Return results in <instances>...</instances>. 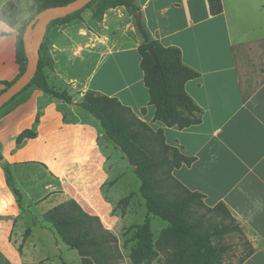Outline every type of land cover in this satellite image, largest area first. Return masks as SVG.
Wrapping results in <instances>:
<instances>
[{"label":"crops","instance_id":"obj_1","mask_svg":"<svg viewBox=\"0 0 264 264\" xmlns=\"http://www.w3.org/2000/svg\"><path fill=\"white\" fill-rule=\"evenodd\" d=\"M8 1L0 0V9ZM221 1L223 11L215 16L208 0L137 2L150 36L179 48L183 62L200 74L186 84L202 110L199 125L181 130H188V141L171 142L169 133L178 128L154 121L140 67L142 37L126 7L107 9L98 25L88 9L81 21L54 28L49 52L75 102L89 91L115 97L153 130L162 129L169 145L195 157L174 176L204 194L208 207L226 205L250 243L251 254L241 264H264V0ZM18 3L28 12L21 14L23 22L31 0ZM0 25L1 94L3 83L19 74V29L1 20ZM27 96L0 115V264H53L50 259L59 258L66 245L43 215L68 200L105 222L113 210V186L106 189L109 199L103 186L114 175L113 158L123 161L111 143L102 139L100 145L94 120L76 104L52 100L40 90ZM39 112L36 138L19 146L16 138L33 129ZM40 230L50 235L36 234Z\"/></svg>","mask_w":264,"mask_h":264},{"label":"trees","instance_id":"obj_2","mask_svg":"<svg viewBox=\"0 0 264 264\" xmlns=\"http://www.w3.org/2000/svg\"><path fill=\"white\" fill-rule=\"evenodd\" d=\"M73 1L75 0H31L30 16L23 22H20L22 9L18 0H9L0 9V20L12 28L19 29L17 34L19 74L14 81L3 83L5 89L2 93L26 71L27 58L23 37L29 22L46 9L65 6ZM137 2L138 0H93L84 9L52 21L40 48L39 67L35 77L21 93L0 110V115L25 101L27 94L32 90H40L50 99L70 106L76 104L80 112L94 120L100 132V145L104 139L119 150L122 159L127 161L139 182V193L145 202L147 212L143 222L132 227L134 230L131 238L134 248L130 254L132 264H152L161 252L167 255L164 264H224L223 260L229 247L222 243L223 238L230 233L243 231L224 203L208 207L204 194L190 191L174 176L175 170L191 166L196 158L185 153L182 148L169 145L162 129L153 130L115 97L89 91L75 102V95L71 93L69 85L60 80L54 70V62L49 52L54 28H64L81 21L83 13L88 9L93 10L96 25L102 21L107 9L118 6L126 7L135 18L136 14L140 13ZM208 4L212 15L222 13L221 0H208ZM136 26L142 37V44L139 47L140 67L149 92V104L155 108L154 121L180 130L199 125L202 121V110L186 91V84L198 78L200 74L183 62L179 48L164 47L158 40L153 39L142 19L136 20ZM40 115L41 112L38 113L33 129L24 131L16 138L19 146L26 140L36 138L35 128ZM2 160L0 144V161ZM6 170L9 175L8 181L20 202L22 195L16 189L7 167ZM114 184L115 180L112 179L103 186L106 199H109L106 189ZM133 197L134 193H130L117 203L115 209L127 206ZM201 209L206 212L199 213ZM73 211L77 214H73ZM207 214H217L228 223L206 226ZM153 218L167 224L157 237L152 231ZM43 219L53 227L70 250L77 251L81 264H106V260L97 250L102 242L91 235L92 222L102 227L99 217L90 216L71 199L46 212ZM29 233L28 229L26 236ZM110 239L116 240L111 236ZM247 243L250 246L248 241ZM250 254L249 248L248 254L240 264Z\"/></svg>","mask_w":264,"mask_h":264},{"label":"rangeland","instance_id":"obj_3","mask_svg":"<svg viewBox=\"0 0 264 264\" xmlns=\"http://www.w3.org/2000/svg\"><path fill=\"white\" fill-rule=\"evenodd\" d=\"M24 8L25 6L23 7L22 18L28 17V12ZM90 15V11L85 13L86 18H90ZM177 137H181L188 141V130L181 131L177 129L169 133V140L171 142ZM120 155L122 154L120 153ZM113 165L114 175L112 179L115 180V184L110 193L113 200V210L105 222L99 218L102 227L96 222L91 223V235L102 242L101 247L97 248V250L100 256L104 257L106 260V264H132L130 258L131 251L134 248V243L131 242L134 233L132 227L143 222L147 211L145 202L139 193V182L127 161H121V159L118 160L117 157H114ZM116 171H118V173ZM130 193H134V197L130 200L129 204L127 206H119L115 209L117 203ZM205 212L204 209L199 211L201 214ZM73 214L77 213L73 211ZM224 222L226 224L228 223V221H224L223 218L217 214H207L205 220L206 226L222 225ZM166 226L167 224L165 222L153 218L152 231L155 237H157L160 231ZM50 227L53 229L51 225ZM38 231H36V234L44 235V237L50 235V233L48 234L45 231ZM110 236L114 237L116 240L113 241L110 239ZM222 243L229 247L223 260L224 264H240L241 260L249 252L247 239L243 233H230L223 238ZM63 251L64 252L59 258L50 259L53 264H62V262L67 264H81V259L77 251L70 250L67 246H64ZM166 257V253L161 252L159 257L152 264H164Z\"/></svg>","mask_w":264,"mask_h":264},{"label":"water","instance_id":"obj_4","mask_svg":"<svg viewBox=\"0 0 264 264\" xmlns=\"http://www.w3.org/2000/svg\"><path fill=\"white\" fill-rule=\"evenodd\" d=\"M92 1L75 0L65 6L52 7L40 12L29 22L23 37L27 68L25 73L12 86L0 94V110L21 93L35 77L39 67L40 48L49 24L84 9ZM141 18V13L136 14L135 19L137 21H140Z\"/></svg>","mask_w":264,"mask_h":264},{"label":"clouds","instance_id":"obj_5","mask_svg":"<svg viewBox=\"0 0 264 264\" xmlns=\"http://www.w3.org/2000/svg\"><path fill=\"white\" fill-rule=\"evenodd\" d=\"M3 28V26L2 25H0V29H2Z\"/></svg>","mask_w":264,"mask_h":264}]
</instances>
